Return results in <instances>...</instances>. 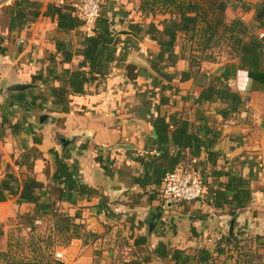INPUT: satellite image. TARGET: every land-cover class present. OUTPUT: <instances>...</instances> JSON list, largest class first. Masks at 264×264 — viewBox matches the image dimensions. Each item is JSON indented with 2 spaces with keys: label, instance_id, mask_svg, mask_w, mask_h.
<instances>
[{
  "label": "crops",
  "instance_id": "1",
  "mask_svg": "<svg viewBox=\"0 0 264 264\" xmlns=\"http://www.w3.org/2000/svg\"><path fill=\"white\" fill-rule=\"evenodd\" d=\"M12 1L0 5V180L11 173L20 190L24 179L33 177L42 185V202L58 198L61 187L56 211L78 227L79 235L55 232L50 212L39 214L31 229L23 216L37 214L35 204L10 195L0 201V236L6 245L17 230L26 236L17 240L23 249L32 236L52 234V256L61 264H173L154 255L160 243L186 252L221 246L213 264H264V90L252 87L247 72L237 70L229 80L238 100L228 119L217 113L218 102L197 106L200 88L191 78L165 84L151 65L159 46L145 27L167 16L143 14L141 0H105L101 14L114 30L107 73L86 80L82 92H70L71 71L89 70L80 51L85 35L72 8L77 0H26L23 10H35L37 16L14 28ZM258 1L230 0L227 19L250 23ZM219 61L204 62L201 69L217 71L227 62L225 57ZM177 64L179 71L187 67L184 59ZM21 81L34 86L5 91L9 83ZM58 88H65L66 110L54 101L52 91ZM175 111L195 125L203 123L197 115H205L220 132L212 147L215 163L202 149L180 165L195 159L193 167L213 188L242 175L250 192L244 206H216L212 196L172 202L156 193L157 184L136 183L144 172L139 157L156 153L153 118ZM58 159L76 189L54 182ZM82 187L92 193L81 192ZM255 237L261 245L248 250L249 256L234 257V243ZM138 238H144L143 245H136Z\"/></svg>",
  "mask_w": 264,
  "mask_h": 264
},
{
  "label": "trees",
  "instance_id": "2",
  "mask_svg": "<svg viewBox=\"0 0 264 264\" xmlns=\"http://www.w3.org/2000/svg\"><path fill=\"white\" fill-rule=\"evenodd\" d=\"M229 1H140V11L143 14L159 13L167 16L159 24L150 22L145 27V33L159 46V52L151 62L153 69L165 84L173 80L184 81L191 78L200 88L194 103L200 107L205 102H218L219 107L216 111L223 119H228L232 115L234 110L232 106L238 100V96L229 86V80L234 77L237 70L247 72L252 79L254 89L264 90V37L261 38L257 34L258 30L264 31V0L254 5L250 23L244 22L240 17L227 19L225 10ZM23 3L25 4L26 0H13L10 5V23L13 28L31 22L37 16L35 10H23ZM74 19L75 24H81L77 17ZM113 39L114 30L111 28V21L100 14L95 22L94 34L84 36L80 50L83 56L82 64H87L89 70L87 72L71 71L68 77L70 92H82L86 80L93 79L96 75L101 77L106 75V67L110 61V56H106V52ZM177 47L180 48L179 53L176 51ZM219 57H225L227 60L219 70L208 72L201 69L204 62L219 63ZM179 59H184L187 63V67L181 71L177 66ZM129 69V72H132L133 68L129 67ZM132 75L133 73H130L131 77ZM35 78L38 77L34 76L33 79ZM52 92L54 101L62 104L63 109L66 110V99L63 96L65 88L53 89ZM197 117L203 122L200 125H195L176 111L153 118L152 129L155 134L156 153H147L139 157L144 172L136 178V183L140 186L154 183L161 187L163 177L168 171L184 163L188 155H198L202 149L206 150L211 163H215L217 151L212 147L220 132L213 123L207 124L205 115L198 114ZM57 163L59 166L54 173V182L62 181L65 183L66 190L76 189L72 174L68 171L66 164L61 159H58ZM205 183L207 186L206 199L212 196L216 206L225 202L233 208H238L244 206L250 198L249 190L243 187L247 182L242 175L231 177L222 189L210 186L207 177H205ZM41 188L42 185L30 176L24 179L23 186L19 190L14 175L6 174L5 178L0 180V201H4L10 195H18L20 200L34 203L37 214L23 216L24 223L31 229L35 221L40 218L39 214L50 212L55 232L63 233L71 230L73 235H79L78 227L72 224L67 216H62L56 211L55 202L62 196L61 187V195L50 202L40 200ZM48 190L51 194V189ZM80 191L92 193V190L85 187H82ZM84 235L91 238L96 237L94 233ZM32 237L34 239L30 238L26 243L31 253L19 256L8 248L5 253L0 252V256L5 254L6 259L3 264H61L52 256V234L44 236L38 234ZM135 243L143 245L144 238L136 239ZM258 243L261 245L257 237L234 243L231 247L237 253H234V257L249 256L250 251L248 250H253L254 245ZM8 245L11 246V243ZM16 245L19 247L18 243ZM222 252L221 246L215 247L212 251L199 248L186 252L177 248H168L163 243L153 249L154 255L160 259L169 258L173 264H213L215 253Z\"/></svg>",
  "mask_w": 264,
  "mask_h": 264
},
{
  "label": "built area",
  "instance_id": "3",
  "mask_svg": "<svg viewBox=\"0 0 264 264\" xmlns=\"http://www.w3.org/2000/svg\"><path fill=\"white\" fill-rule=\"evenodd\" d=\"M11 0H0L3 5ZM105 0H77L72 3L76 17L81 21L80 28L85 36L95 32V22L101 14V7ZM259 37H264V32H257ZM195 159L186 165H180L168 171L159 188V195L172 202L202 201L207 193L204 177L199 169L193 167Z\"/></svg>",
  "mask_w": 264,
  "mask_h": 264
},
{
  "label": "rangeland",
  "instance_id": "4",
  "mask_svg": "<svg viewBox=\"0 0 264 264\" xmlns=\"http://www.w3.org/2000/svg\"><path fill=\"white\" fill-rule=\"evenodd\" d=\"M223 57H219V59L221 60ZM26 237L24 234H21L19 231L17 230H14L13 231V235H12V242L11 243V246H9L8 244L6 245V240L3 236H0V252H6L8 251V248L12 249L13 252H15L17 255L19 256H25V255H28L27 253H31L29 252L30 249L27 247V248H19L17 247V240H19L20 238H24ZM9 239V238H8ZM28 239V238H27ZM8 241V240H7ZM11 241V240H10ZM5 254L4 255H1L0 256V264L4 263L5 261Z\"/></svg>",
  "mask_w": 264,
  "mask_h": 264
},
{
  "label": "water",
  "instance_id": "5",
  "mask_svg": "<svg viewBox=\"0 0 264 264\" xmlns=\"http://www.w3.org/2000/svg\"><path fill=\"white\" fill-rule=\"evenodd\" d=\"M34 86V84L32 83H28V82H12V83H9L6 88H5V91H21V90H25L27 88H30ZM72 137H70V139L68 140H71ZM66 143V141H65ZM156 217H153L152 218V222L155 220Z\"/></svg>",
  "mask_w": 264,
  "mask_h": 264
}]
</instances>
